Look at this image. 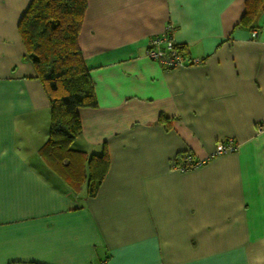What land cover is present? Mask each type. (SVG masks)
Returning <instances> with one entry per match:
<instances>
[{
	"label": "crops",
	"instance_id": "1",
	"mask_svg": "<svg viewBox=\"0 0 264 264\" xmlns=\"http://www.w3.org/2000/svg\"><path fill=\"white\" fill-rule=\"evenodd\" d=\"M30 1L0 0V102H18L0 114V264H264V10L252 39L245 0H87L78 42L97 105L78 108L71 148L109 160L89 196L39 152L49 100L18 33ZM169 23L198 63L145 56ZM15 121L39 128L19 155ZM228 138L237 149L214 154ZM183 151L208 160L179 171Z\"/></svg>",
	"mask_w": 264,
	"mask_h": 264
},
{
	"label": "trees",
	"instance_id": "2",
	"mask_svg": "<svg viewBox=\"0 0 264 264\" xmlns=\"http://www.w3.org/2000/svg\"><path fill=\"white\" fill-rule=\"evenodd\" d=\"M86 7L87 0H31L18 22V33L26 58L33 64L35 77L42 83L49 100L48 136L39 152L53 167L59 166L61 174L66 172L74 178L75 183L81 185L86 177L87 195L92 196L108 168L107 154L104 151L92 155L81 163L80 160L85 159L84 152L71 148L81 132L78 108L97 105L93 82L78 42ZM262 10L264 0H245V11L238 25L256 29L254 21ZM185 153L176 155V164ZM79 162L82 176H77L78 169H75ZM63 177L68 179L67 175Z\"/></svg>",
	"mask_w": 264,
	"mask_h": 264
},
{
	"label": "built area",
	"instance_id": "3",
	"mask_svg": "<svg viewBox=\"0 0 264 264\" xmlns=\"http://www.w3.org/2000/svg\"><path fill=\"white\" fill-rule=\"evenodd\" d=\"M173 31L174 26L169 23L161 34L151 36L144 50L145 56L158 62L166 69L198 63V59H192L189 62L186 61L185 56L180 50V45L173 39ZM257 35L258 31L255 29L250 33L252 39L256 38ZM256 131L257 133L264 131V125H258ZM236 149L237 144L235 141L228 138L217 143L214 154L233 152ZM207 160L208 159L194 158L191 154L186 152L179 160V163H175L174 167L179 171L192 170L204 165Z\"/></svg>",
	"mask_w": 264,
	"mask_h": 264
},
{
	"label": "clouds",
	"instance_id": "4",
	"mask_svg": "<svg viewBox=\"0 0 264 264\" xmlns=\"http://www.w3.org/2000/svg\"><path fill=\"white\" fill-rule=\"evenodd\" d=\"M20 96L24 95L23 91L19 92ZM20 107H26L25 101H19ZM18 102L16 100H6L0 102V114L7 113L11 115L17 110ZM13 129L19 139L17 141V149H14L17 155H19V148L24 147L25 140L31 139L34 136L39 135V128L36 125H30L21 121H15L13 123ZM9 155V149L7 147L0 146V159L6 158Z\"/></svg>",
	"mask_w": 264,
	"mask_h": 264
}]
</instances>
